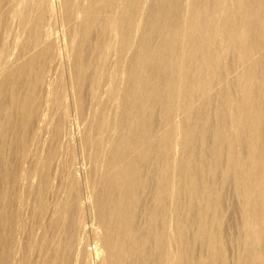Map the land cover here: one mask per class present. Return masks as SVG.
Returning <instances> with one entry per match:
<instances>
[{"label": "bare ground", "instance_id": "1", "mask_svg": "<svg viewBox=\"0 0 264 264\" xmlns=\"http://www.w3.org/2000/svg\"><path fill=\"white\" fill-rule=\"evenodd\" d=\"M62 1V5V2L59 4L60 0L55 4L61 5L62 11L59 13L64 21V17L69 18L68 7L71 0ZM28 2L27 0V5ZM30 2L36 17L34 18L33 12H29L31 8L27 7L28 13H23L26 16L29 13L30 16L34 15L31 16L34 20L31 25L28 24L31 27L28 30L30 33H25L29 37L27 35L25 42L22 40L24 43L20 41L22 46L17 43L18 47H23V51L26 50L24 47H30L28 53L31 52V55L26 54L30 57L29 61L22 59L23 56L20 61L25 60L27 63H21L24 65L21 66L22 69L19 67L17 73L12 72L11 75L8 72V76L2 75L3 78L0 79V264H8V259L12 256L8 257V254L15 246L14 241L17 242L16 234H19H15L14 240L13 230L18 231L17 224L25 216V211L21 212L23 206L32 212L25 216L29 220L24 217L25 221H22L28 223L32 218L33 229L38 228L41 233L39 235V230L36 232L39 237L35 235L37 238L34 237V241L32 239L33 243L27 240V243H31L29 252L36 247L34 252L38 253L32 251L34 255L31 253L30 256H37L33 257L35 262L28 259L30 264H93V261L96 264H264V0H90L94 6L90 8L96 9L87 13V6L88 11H82L84 17L79 19L81 41L73 44V47L78 46L75 48L77 51L74 53L73 50V54L70 52L66 61L64 60L69 72L70 90H67L68 94L66 90L62 91L63 84L57 78L60 83H55V88L49 90L50 97L46 100L49 102L48 110H52V117L61 114L60 110L68 116L76 112H84L85 115L89 100L95 102L93 105L97 108L96 104L102 101L104 81L109 76L105 75L113 69L110 67L111 70L107 72L106 67L112 66V62L116 65L113 76L122 74L120 78L124 77V85L115 94V84L112 82L113 86H110L113 91L107 93L110 100L116 102L114 105H117L116 114L115 107L108 110L115 119L112 126L108 123L110 127L106 128L109 117L100 113L97 131L96 126L92 125L95 122L86 123V126L94 127L95 132H98L97 136L88 130V133H82L85 129V126L82 129V125L81 133L77 132L75 137L74 149L82 152V149L89 147L88 140H92L91 136L94 135L92 142L97 144L95 146L98 149L97 152L95 150L96 153L93 152L94 157L90 158L96 161L95 164L99 163L102 151L105 155L102 156L105 159L102 161L104 167L100 163L98 166L103 169H92V161L91 170H79V163L73 158L72 163L67 162L71 165L67 166V170L62 168L68 171V189L65 187L67 190L64 191L63 188V193L62 186L59 194L58 189L57 192L53 188L62 197L53 202L49 201V197L47 200V190L55 186V176L58 181L65 179L62 177L65 174L60 173L61 176H58V171H63L58 169L62 167V163L54 168L58 165L54 162L59 153L56 148L62 145L57 133L66 128L63 120L65 128L62 127L59 131L62 122L60 126L59 123L65 117L57 116L59 121L56 118L51 120L57 121L56 126L53 124L51 128L53 126L56 132L59 131H54L58 136L54 135L53 140L50 137V143L47 141L50 144L49 147L46 145L48 151L44 150L47 154L44 157L41 156L44 155L42 153L39 155L43 158L36 157L37 162H33L36 160L34 158L31 162L38 166L33 167L36 170L34 174L37 172L38 179L40 177L37 186L33 184L34 180H31L29 174V167L34 164L28 163L27 160L30 159L27 158L35 153L29 154L30 145L43 137L41 131L47 127L43 123H50V120L43 121L50 116L45 117V113L42 114L44 116L40 115L43 112L40 110L38 114L43 117L40 121L42 124L36 123L41 126H29L33 118L32 103L45 84L46 70L50 71L48 68L53 67L51 64H58L57 57L61 53L58 51L57 54L59 37H55V34L54 37L48 36L51 33L45 30L48 18L56 17L58 12L49 13V10L56 7H53L52 0ZM24 4L23 11L26 9ZM81 5L82 8L86 6ZM24 14L22 18L26 17ZM30 16L27 17L31 18ZM61 16L59 21L56 17L58 22L61 21ZM24 19V24L28 20L30 23V19ZM54 20L49 22L53 23ZM3 21L0 22L4 23ZM68 24L64 25L67 27ZM73 24L70 25L71 28H74ZM77 25L78 23L74 30ZM4 26L3 29L6 28ZM107 26L118 28V35L113 36V31L108 36L106 34L108 38L110 35L114 38L118 36L116 40L120 41L119 48L115 49L116 54L113 53L114 56L117 55L115 62L114 56L111 57V47L118 42L110 37L116 43L109 49L108 38L106 40L103 37L107 30H111ZM66 31L68 33V27ZM70 31L67 36H70ZM94 31H97L96 36L93 35ZM77 37L80 38L78 35ZM68 42L75 41L72 39ZM64 49L69 50V47L65 46ZM4 53H7L5 49ZM6 55L8 59V54ZM99 72L105 78L101 76L99 79L104 80H99L100 83L96 84L95 78L96 75L99 77ZM65 74H60V77ZM24 77H27L26 83ZM114 79L117 82L119 80ZM108 83L106 82L107 85ZM104 91L106 93V89ZM44 94L46 95L45 90ZM39 97L43 100V97ZM104 97H107L106 94ZM41 103L39 105L44 109L46 103ZM104 108L102 107V112ZM36 111L37 109L34 112ZM90 111L88 109V114ZM91 114L88 116L91 117ZM78 115L75 116L78 118ZM89 117L83 118L84 124L85 118ZM13 121L14 126L17 123L20 128L23 127L22 134L17 126L10 129ZM30 130L32 133H29ZM16 131L23 146L19 145ZM69 134L73 135L71 132ZM70 138L73 137L68 140ZM92 148L96 149L94 146ZM9 154L15 156V162L8 159ZM81 156L85 157V154L82 153ZM25 158L29 166L22 165ZM75 158L77 159L76 156ZM85 159L86 157L82 160ZM67 160L70 161L69 158ZM85 162L88 163L87 159ZM64 163L67 164L66 161ZM78 170L82 175L77 173ZM60 177L61 180L58 179ZM31 187L36 188L32 190L34 193L30 191ZM51 192L49 193L51 196L55 195V198V192ZM171 218L174 219L173 223ZM88 220L92 221V226H87ZM23 222L19 228L24 227H21ZM15 223L16 226L13 225ZM12 225L15 227L13 230ZM25 230L21 231L28 234L31 228L27 232ZM30 232L33 233L34 230ZM19 236L21 238L22 234ZM92 241L95 248L90 250ZM21 244L23 246V242ZM171 247L176 248V252ZM23 249L26 252L28 248ZM23 254L29 257V253ZM20 260H17L20 264L25 263Z\"/></svg>", "mask_w": 264, "mask_h": 264}, {"label": "rangeland", "instance_id": "2", "mask_svg": "<svg viewBox=\"0 0 264 264\" xmlns=\"http://www.w3.org/2000/svg\"><path fill=\"white\" fill-rule=\"evenodd\" d=\"M2 1H4V3H3ZM9 1H10V0H9ZM9 1H7V0H6V1H5V0H0V21H1V20L3 21L4 18H6V16L8 17V18H6L7 20H4L5 22H7L8 25H7L4 21H3L4 23L0 22V25H1V23L3 24L2 27L0 28V47L2 48V46H3V49L0 48V50H2L3 53H4V49H5V52H7L6 54H8V59H7V55H6L5 53L2 54V51H0V52H1L0 55H2V56H3V55H6V57H5V56H4V57L0 56V79H1V80H2V78H3L4 75L8 76V75H7L8 72H10L11 75H12L13 73H14V74L17 73V72L19 71L18 69H20L21 66H24V65L29 61V58H30V57H29L28 55H26V54H29V53H28V52H29L28 49L30 50V47H24L26 50L24 49L25 51H23V49H22L23 47L21 48V46H22V44L25 42V40L29 37L28 34L30 33L29 31H30V29H31V27H30L29 25H31V23H33V20H34L31 16H34V15H35L34 18L36 17L35 10H33V9H32V6L29 5V3L32 4V2H30V0H28V1H29V2H28V5H29V6L27 5V0H22V1H21V0H20V1H19V0H18V1H17V0H11V2H9ZM12 1H14V2H12ZM24 1H25V2H24ZM79 1H80V0H77V1H76V0H73V2H74V3H73L72 0H71V4H72V3H73V4H72V5L69 4V7H68V10H69V8H70V11H69V18L66 19V18L64 17V21H63V20H62L63 17L61 16V13H59V12L62 11L61 5L63 4V1L60 0V2H59V0H58V1H57V0H55V1L52 0V2H53V4H54L53 7H55V6H56V7H55V8H52L53 10H49V13L52 12L53 14H56V13L58 12L55 16L57 17L58 21H59V18H60L59 16L62 17V18H61L62 24L60 23L61 21L58 22V21L56 20V17H54V16H50V14L48 13V17L50 16V18H48V19H49V20H48V23H49V24L47 23V25H46V27H45V30L47 31V33H48V31H49V33H51V34L48 35V36H51V35H52V37H54V34H55V37H59V38H58V41L60 40V42H59L60 45H62L65 41H66L69 45H67V43L65 42V43L62 45V46H64V47H62V46H60V45H59L60 47H59V46L57 47V54H58V51H59V52L61 51V53H59L60 55L58 54L59 57H57L58 60H59L60 62L57 60L58 64H56V65L51 64V65H53V67L48 68V69H50V71L46 70V71H47V74H48V75H47V74L45 73V84H46V85L44 84V85H43L44 88L42 87V88L38 91V96H35V97H37V98H35L34 101H33V103L35 102V104L33 105V103H32V108H31V109H32V112H33V113H32V117H33V118H31V122H30L29 126L31 125V126H33L34 128H35V126H38V125L41 126L42 123H41L40 121L43 120V117H42V116H44V115H45V117H46V116H47V117L50 116L51 119H50V117H49L48 119H44L43 121L48 122V120H50L49 122L52 123V124L49 123V125H48V124L43 123V126H45V125H47V127L49 126L48 128L45 127V129L42 130L43 132L41 131V136L43 135V137H41V138L43 139V141H42V139L40 138L41 140L38 139L37 141H35V142H39V141L41 142V143H37L38 146H37V144H36L35 142H34V144H31V145H30L31 148L29 147V150H31V151H29V152H30L29 154H32L31 152H35V153L32 154L29 158L26 157L27 159H30V161L27 160L26 158L23 160L24 163H23L22 165H24V166H25V165H28L29 162L31 163L34 159H36V160L33 161V162L36 163L37 160H38L36 157H40L39 155H41V153L44 154V155H41V156L44 157L45 154H47L46 151H44V150H47V151H48L47 146L50 145L49 143L53 140V138H54L57 134H59L60 137H57V138H58V140L61 139V140L59 141V143H60V144L62 143V145H59L58 149L56 148L57 152H59V153H58V155H57V158L54 159V162H55V165H57V164H58V165H57V166H54V168H57V167L59 166V164L62 163V164L60 165V166H62V167H59L58 169L60 170V168H61V169L63 168L64 170H67V169H66V168H68L67 166L70 165V164H68V163H69V162L72 163V162L74 161V159H75V161L77 160V161H76L77 164L79 163V165H77V166H79V170L82 169V168H84V169H86V170H91L90 168H91L92 166H93L92 169H94L95 167H97L98 169H101V167H99L100 164H101V166L104 167V163H102V161L104 162L105 159H103L104 157H102V156H105V155L102 154V151H101V153H100L101 156L99 155V157H100L101 159H103V160H101V159L99 158V163H100V164H99V163H96V164H95L96 161H94V159L92 160V158H90V157H91V156L94 157L95 154H94V155H92V154H93V152L96 153V152H97V149H98V147L95 146L96 143L94 144V142H92V141H93V136H94V135H95V136L98 135V132H95V130L97 131V125H98V121H99V120H97L98 117H99L101 114H103V113H104V116H105V114H106L105 117H107V118L109 117V118H108L109 120L106 121V122H107V123H106V126L108 125V123L111 124V126H112L113 122H115V121H114L115 119H113V116H111L112 114H110V111H108V110H111L112 108L114 109V107H115L114 111H115V114H116V108H117V105H114V103L116 104V102H114L113 100L111 101V100H110V96H108L107 93H108V92H109V93H112V91H113V90L111 91L112 86H113L112 82L115 84L114 87H113V88L115 89V90H114L115 94H116L117 92H120V90L122 89L121 87H123V85H124V83H123L124 80L122 79V78H124V77L120 78L121 76H123L122 74H118V76H117V74H115V76H117L118 78L115 77V76H113L114 73H115V71H114V70H115V66H116V65H114L115 63L113 64V62H112V66L110 65V66H107V67H106V68H108V69H107V72H108L109 70H111L110 67H113L112 70H113L114 72L111 70V71L113 72V74H112L111 71H109V72L111 73L112 76L110 75V73L106 74V73H107L106 71H105V72H106V73H105L106 75L104 74L105 77H106L107 75H109V76H110V79H111V80L109 79V76H107L108 79H107V77H106V80L104 81V86H105V89H106V93H105V91H104V90H105V89H104V86L102 85V86H103V89H102V92H101V93H102L103 97H102V95L100 94V95H101V100H102L101 103H103L102 105H104L105 102L107 101L108 103L106 102V105L102 106L101 103H100V104H96V107L98 106V107H101V108H98V107H97V108H94L95 105H93V104H94L95 102L92 103L91 100H89L90 102H88V104H87V106H86V109H85V110L87 111V113H86V111H85V113H86L87 115H86V114L84 115V112H82V113H80V112L77 113V112H76V113H70V114H69V116L71 115L70 117H69L68 115H66V112L63 113V111L60 110V111H61V114L57 115L58 117H57V116H56V117H57V118H60V117H61V118H64V117L66 118V119H65V118H64V119H61V121H60V123H59V126H60L61 122H62L63 120H65V124H66V125H65V124L63 123L64 121L62 122L61 127H59V131L61 130L62 127L65 128L64 125L66 126V128L63 129V130H61L60 133H57V132H59V131L56 132V131H55L56 128L53 129V128H54L53 126H52V128H51V125H53V124H54V126H56V123H57V121H59V119H57L55 116L52 117V116H51V115H53V114H52V110H51V109L48 110V108H50V107H49V102L47 103V101H48V99H49V97H50V95H49V90H52L51 88H53V89L55 88V86H56V85H54L55 83H56V84H59V83H60V81H57V78H58V80L61 79V84H63V85L66 86V87H65V86L61 85L64 89L60 86L61 90L63 89L62 91L65 92V90H66V92H67V90H68V92H69V90H70L69 72H68V70H67V68H66L65 61H66L67 57L69 56L70 52H72V51L74 50V53H75V52L77 51L76 49L78 48V46L76 45V46L73 47V44H77V42L79 43V41H81V37H82V36H80V35H82V33H81V32L79 33V29H81V28H80V25H79V24H80V20H79V19H80V18L83 19L82 17H84V16H83L84 14H82V11L86 12V11H88V9H89V11H88L87 13H92V12H94V10L96 9V8H90V7H94V6H93V3H91L90 0L88 1L89 3L87 2V0H81V1H84V2H79ZM85 1H86V2H85ZM58 2H59V4L62 2L61 5L57 6L56 4H57ZM75 2H76V3H75ZM78 2H79V3H78ZM120 2H121V1H120ZM24 3H26V4H24ZM55 3H56V4H55ZM81 3H82L83 5H84V4L86 5L87 3H88V4L82 8ZM90 3H91L92 5H91ZM11 4H12L13 6H12ZM23 4H24V6H26L25 11L22 10V9L25 8V7H23ZM89 5H90V6H89ZM119 5H122V4L120 3ZM70 6H71V7H70ZM87 6H88L89 8H88ZM27 7H30V8H31V9H30L31 11H30L29 8H27ZM57 7H58V8H57ZM62 7H63V6H62ZM72 7H74V9H73ZM76 7H77V8H76ZM86 7H87L88 9H87ZM7 8H8L9 10H8ZM60 8H61V10H58V9H60ZM11 9H12V10H11ZM54 9H55V11H56V10H57V11L55 12ZM83 9H84V10H83ZM86 9H87V10H86ZM26 10H27V12H26ZM28 10H29V12H31V14L34 13V15H31V16H30V13L27 15L28 17L30 16V17L32 18V20H31V18H28V17L26 16V14L28 13ZM8 11H9V12H8ZM71 11H72V12H71ZM73 11H75V13H74ZM5 12H6V13H5ZM21 12H22V14H21ZM23 12L26 13V14H24ZM32 12H33V13H32ZM54 12H55V13H54ZM3 13H4V14H3ZM19 13H20V14H19ZM73 13L76 14V15H74ZM8 14H9V15H8ZM23 14H24L26 17H23V18H22ZM53 14H52V15H53ZM58 14H60V15H58ZM79 14H80V15H79ZM2 15H4V16L2 17ZM20 15H21V17H19V18H21V19L18 18V16H20ZM57 15H58V16H57ZM71 16H75V17H71ZM2 18H3V19H2ZM24 18H26V19H24ZM51 18H52L53 20H54V18H55V20H54L53 23H52V22H49L50 20H52ZM70 18H71L73 21H72V20L69 21ZM23 19L26 20V21H27V19H30V23H29V20H28V21L24 24L25 21H23ZM20 20H22V21L20 22ZM77 20H78L79 22H78ZM31 21H32V22H31ZM55 21H57V22L60 23V24H58L57 22H56V23H57V24H56ZM66 21H68V22H66ZM76 21H77V22H76ZM69 22H71L72 24H73V22H74V24H73V27H74V28H75V25L78 23V25H79V26L77 25V28H78V29L76 28V29L74 30V28H71L72 26L70 27V25H72V24H70ZM75 22H76V23H75ZM54 23H55V24H54ZM68 23H69V24H68ZM5 24H6V25H5ZM23 24H24V25H23ZM28 24H29V25H28ZM51 24H52V25H51ZM64 24H66V25L68 24V26H67V27H68V33H67V31H66V30H67V27H66ZM4 25H5V26H4ZM22 25H23V26H22ZM26 25H28V27L25 28ZM49 25H50V28H52V29L49 28ZM55 25H56V26H55ZM57 25H58V26H57ZM59 25H60V26L64 25V26H62V27L60 28ZM3 26L6 27V28H4V29H6V30L3 29ZM53 26H55V28H54ZM29 27H30V28H29ZM65 27H66V28H65ZM69 27H70V28H69ZM112 27H114V26H111V27L107 26V28H108V29H111V30L108 31L107 28H106L107 32H109V33H107V32L105 33V32H104V33H105V36H103V37H105L106 40H107V38H108L107 36H108L110 33H112V31H113V33H112L113 36H114V35H118V33L116 32V30H117L118 28H117V27L112 28ZM56 28H57V29H56ZM82 28H83V26H82ZM115 28H116V29H115ZM23 29H24V31H25V29H26V31H25V32L22 31ZM61 29H62V30H61ZM63 29H64V30H63ZM65 29H66V30H65ZM70 29H72V30L70 31ZM28 30H29V31H28ZM52 30H53V31H52ZM76 30H77V31H76ZM82 30H83V29H82ZM82 30H81V31H82ZM51 31L53 32V34H52ZM62 31H64V33H63ZM69 31L71 32V34H70L71 38L75 41L74 43H71V42L69 43V42H68V41H71V40H72V39L70 38L69 35L67 36V34H69ZM75 31H76V32H75ZM27 32H28V34H25V33H27ZM77 32H78L79 34H77ZM94 32H95V33H94ZM94 32H93V33H94L93 35L96 36V35H97V33H96L97 31H94ZM115 32H116V34H115ZM17 33H18V34H17ZM21 33H22V34H21ZM65 33H66V34H65ZM73 33L76 34V36L78 35L80 38H78V37H77V38L80 39V40H78V39L76 38V36H75ZM106 34H107V36H106ZM18 35H19V36L21 35L22 37L20 36V37H21V38H20ZM24 35H25V37H24ZM27 35H28V37H27ZM64 35H65V38H63ZM112 35H110L109 38H108V41H109V42H110V40H111V42H110L111 44L107 41L109 49H110L111 45H113L114 43H116V42L113 43L112 39L116 40V39L118 38V36L114 38V37H112ZM74 36H75V37H74ZM110 37H112V39H110ZM24 38H25V39H24ZM66 38H67V39H66ZM75 38H76V40H75ZM70 39H71V40H70ZM1 40H2V41H1ZM22 40H24V42H23ZM17 41H18V42H17ZM20 41L23 42V43H20ZM63 41H64V42H63ZM116 41L118 42L117 44H114V45H116V46H112V47H111V53H112V54H111V57L114 56L113 53H115V49L117 50V49L119 48V46H120V41H118V40H116ZM17 43H19L21 46L18 47L19 44H17ZM61 43H62V44H61ZM70 44H71V45H70ZM118 44H119V46H118ZM7 46H8V47H7ZM65 46H68V47H69V50H68V49H64ZM5 47H6V48H5ZM108 47L106 46L105 48L108 49ZM114 47H116V48H114ZM9 48H10V49H9ZM72 48H73V49H72ZM75 48H76V49H75ZM112 48H113V49H112ZM8 49H9V51H10L11 53L8 52ZM6 50H7V51H6ZM20 50H21V51H20ZM66 50H67V52H66ZM70 50H71V51H70ZM75 50H76V51H75ZM62 51H64V53H65V52H66V53L69 52V53H68V54H66V53L64 54V53H62ZM109 51H110V50H109ZM113 51H114V52H113ZM23 52H25V55H24ZM26 52H27V53H26ZM9 53H10V54H9ZM19 53H20V54H19ZM61 54H62V56H61ZM72 54H73V52H72ZM72 54H71V55H72ZM115 54H116V53H115ZM29 55H31V52H30ZM64 55H66V56H64ZM20 56H21V57H20ZM23 56H24V57H23ZM27 56H28V57H27ZM60 56H61V59L63 60V62H62L63 64L61 63L62 60H60ZM63 56H64V58H63ZM19 57H20V58H19ZM22 57H23V58H22ZM116 57H117V55H115V56L113 57L114 60L112 59L114 62H115V60L117 61V58H116ZM14 58H15V59H14ZM21 58H22V59L26 58L27 62H24L25 60L20 61ZM22 59H21V60H22ZM16 60H17V61H16ZM64 60H65V61H64ZM112 60H111V61H112ZM18 61H19V62H18ZM11 62H12V63L15 62V64H12ZM16 62H18L19 65H18V63H16ZM57 62H56V63H57ZM21 63H23L24 65H22ZM11 64H12V65H11ZM16 64H17L18 67L16 66ZM61 64L65 67V68L63 67L64 69L62 68V65H61ZM14 65H15L17 68H16ZM60 65H61V66H60ZM13 66H14V67H13ZM55 66H57V67H56L57 70H56ZM8 67H9V68H8ZM10 67H11V68H10ZM19 67H20V68H19ZM14 68H15V71L13 70ZM54 68H55V69H54ZM6 69H7V70H6ZM8 69H9V70L11 69L12 71H8ZM16 69H17V70H16ZM21 69H22V68H21ZM53 69H54V71H52ZM116 69H117V67H116ZM3 70H4V71H3ZM59 70H60L61 72H63V73H61V72L59 73ZM64 70H66V71H64ZM2 71H3V72H2ZM5 71H7V72H5ZM46 71H45V72H46ZM56 71H57L58 73H56ZM12 72H13V73H12ZM48 72H49V73H48ZM67 72H68V73H67ZM6 73H7V74H6ZM50 73H51V74H50ZM54 73H55V74H54ZM65 73H66V74H65ZM99 73H100V72H99ZM121 73H122V72H121ZM10 74H9V75H10ZM56 74L58 75V77H57ZM60 74H65V76L63 75V77H60V76H61ZM2 75H3V76H2ZM46 75H47V76H46ZM51 76H52V77H51ZM54 76H55V79H54ZM98 76H99V77L97 78V75H96V78H95L96 81L98 80L97 82L95 81L96 84H98V82H99V80H100L99 78L104 77V76L101 75V73H100V75L98 74ZM101 76H102V77H101ZM1 77H2V78H1ZM46 77H47L48 79H47ZM105 77H104V78H105ZM112 77H114V78H116V79H119L118 82H117V80H115L114 78L112 79ZM67 78H68V79H67ZM25 79L27 80V77H26V78L24 77V81H25L24 83H26V80H25ZM62 79H64V82H62V81H63ZM48 80H50L51 83H50V81L48 82ZM66 80H68V81H67L68 84H67ZM103 80H104V79L100 80V82L103 81ZM108 80H110V81H108ZM28 81H31V80H28ZM56 81H57L58 83H57ZM100 82H99V83H100ZM106 82H107V83L109 82L108 85L106 84ZM30 83H31V82H30ZM30 83L28 84V86L30 85ZM65 83H66V84H65ZM102 83H103V82H102ZM116 83H119V84H116ZM51 84H52V85H51ZM105 84H106V85H105ZM111 84H112V86H110ZM53 85H54V86H53ZM117 85H118V86H117ZM108 86H109V87H108ZM110 87H111V88H110ZM115 87H116V88H115ZM117 87H118V90H117ZM119 87H120V88H119ZM45 88H46V89H45ZM65 88H66V89H65ZM67 88H68V89H67ZM108 88H109L110 90L107 91ZM119 89H120V90H119ZM44 90H45L46 95L44 94ZM42 91H43V92H42ZM46 91H47V92H46ZM116 91H117V92H116ZM68 92H67V94H68ZM39 93H41V94H39ZM50 93H51V92H50ZM103 93H104V94H103ZM69 94H70V93H69ZM105 94H106L107 97H104ZM44 95H45V96H44ZM109 95H110V94H109ZM39 96H41V97L44 96V97L42 98L44 101L41 100ZM46 96H47V98L45 99ZM104 98H105V99L107 98L106 100H104L105 102L103 101ZM39 99H40V102H38ZM46 100H47V101H46ZM108 100L111 101V102L109 103ZM114 100L116 101L115 97H114ZM41 101H42V103H41ZM45 101H46V102H45ZM37 102H38V103H37ZM43 102L46 103V105H45ZM36 103H37V105H36ZM40 103L43 104V105H45V106H44V109H42V108H43L42 105H39ZM112 103H113V106H112ZM47 104H48V105H47ZM110 104H111V105H110ZM35 105H36V106H35ZM100 105H101V106H100ZM108 105H109L110 107L107 108ZM38 106H39V107H38ZM40 106H42V107H40ZM46 106H47V107H46ZM87 107H88L89 110H91V111L93 112V113H92V112L90 111L92 114H91L90 112H89V114H88V109H87ZM90 107H92V108H94V109H97V110H94V109H93L94 111H96V113L92 110V108L90 109ZM102 107H105V108H106V112H107V113L105 112V108H104V112H102V110H103ZM111 107H112V108H111ZM35 108L37 109L36 112H34V111L36 110ZM40 108H41V109H40ZM33 109H34V110H33ZM46 109H47V110H46ZM113 109H112V110H113ZM38 110H39V111H38ZM40 110L43 111V112H41V114H40ZM98 110H100L101 112L98 111ZM48 112H51V113H48ZM98 112H99V113H98ZM108 112H109V113H108ZM112 112H113V111H112ZM112 112H111V113H112ZM34 113H35V114H34ZM38 113H39L40 115H42V114H44V113H45V114L42 115V116H40ZM100 113H101V114H100ZM49 114H50V115H49ZM62 114H63V116H61ZM64 114H65V116H64ZM78 114H80V116L84 115L83 118L86 117V116L89 117L90 114H91V117L88 118L89 120H88L87 118H85L86 121H85V124H84V121H83L84 119L81 118V119H82V120H81V119H80V116H79ZM81 114H82V115H81ZM94 114H95V115H94ZM99 114H100V115H99ZM108 114H109V115H108ZM113 114H114V113H113ZM115 114H114V118L116 117ZM34 115H37V117H39L40 119H38V118H37L36 116H34ZM75 115H78V118H77V116H75ZM88 115H89V116H88ZM97 115H98V116H97ZM107 115H108V116H107ZM66 116H67V117H66ZM92 116H93V117H92ZM96 116H97V118H96ZM110 116L112 117V120H111ZM41 117H42V119H41ZM94 117H95V119H94ZM34 118H35V119H34ZM53 118H56L57 121L54 119V122H51V120H52ZM107 118H106V119H107ZM32 119H34L33 121H35L36 119H37L38 121L36 120L35 122H33ZM67 119H68L69 121H68ZM78 119H79V120H78ZM70 120H71V122H70ZM90 120H91V121H90ZM93 120H94V121H93ZM110 120H111V121H110ZM43 121H42V122H43ZM52 121H53V120H52ZM55 121H56V122H55ZM88 121H89L90 123L95 122V124L92 123L93 126H94V125L96 126V127L94 126V127L96 128L95 130L93 129L94 127H93L92 125H88V126H86V125H87L86 123H87ZM96 121H97V122H96ZM112 121H113V122H112ZM36 122H40L41 124H40V123H36ZM66 122H67V123H66ZM68 122H69V123H68ZM89 122H88V124H89ZM111 122H112V123H111ZM14 123H15V122L13 121V124H10V129H11V128H14V127L17 126V129L21 131L23 127L20 128V125L18 126L17 123H16V126H14ZM32 123H33V124H32ZM34 123H36L37 125H36V124L34 125ZM63 124H64V125H63ZM67 124H68V125H67ZM96 124H97V125H96ZM62 125H63V126H62ZM82 125H83V127H82ZM12 126H14V127H12ZM84 126H85V129H86L87 127H88V128H87L86 130L84 129V130L82 131V133H83L84 131L88 133V131H89V133H91V134L93 133V134H94L93 136H91V137H92V140H88V141H90V143L87 142V143H88L87 146L90 147V145L93 144V146L96 147V149L92 148L93 151H92V149H91V147H93L92 145H91L90 149H88V151H87V148H89V147H87L85 150L82 149V152H81V151H78V149H74L75 147H74L73 145L76 144L75 137L77 136L78 133H81L80 129H81V127H82V129H83ZM90 126L92 127V129H89V128H91ZM33 127H30V128H33ZM68 127H69L70 129H69ZM76 127H77V128H76ZM108 127H110V125H108L106 128L108 129ZM30 128H29V129H30ZM50 128L53 130V132H52V130H51ZM73 128H74V129H73ZM46 129H47V130H46ZM49 129H50V130H49ZM82 129H81V130H82ZM18 130H17V131H18ZM45 130H46L47 133L45 132ZM87 130H88V131H87ZM90 130H91V131H90ZM93 130H94V132H92ZM17 131H16V133H17L16 136H18V137H17L18 139L15 138V137H14V138H15V140L17 139L18 142H20V140H21V139L19 138V133H20V131H18L19 133H18ZM54 131H55L57 134H56ZM62 131H63V132H62ZM66 131H67V133H66ZM79 131H80V132H79ZM12 132H13V131H12ZM12 132H11V134H12ZM30 132H31V130L29 131V133H30ZM70 132H71L74 136H73V135H72V136H69V135H71V134H69ZM77 132H78V133H77ZM14 133H15V132H14ZM31 133H32V132H31ZM42 133H43V134H42ZM52 133H53V134H52ZM96 133H97V134H96ZM21 134H22V131H21ZM21 134H20V137H21ZM45 134H46V135H45ZM50 134H51V135H50ZM66 134H67L68 136H66ZM13 135H15V134H13ZM47 135H48V136H47ZM49 135H50V136H49ZM54 135H55V136H54ZM62 135H63V136H62ZM9 136H10V135H9ZM45 136H47V137H45ZM53 136H54V137H53ZM57 136H58V135H57ZM10 137H11V136H10ZM50 137H51V138L53 137L51 141H50V139H51ZM66 137H67V138H66ZM69 137H73V138H70V139L68 140ZM44 138H45L46 140H45ZM94 138H95V137H94ZM19 139H20V140H19ZM72 139H73V140H72ZM101 139H102V142H103L104 137L101 138ZM44 140H45V141H44ZM64 140H65V141H64ZM71 140H72V141H71ZM47 141H49V143H47ZM69 141H71V142H69ZM43 142H44V143H43ZM67 142H68V143H67ZM72 142H73V144H72ZM46 143H47V144H46ZM74 143H75V144H74ZM98 143H99V141H98ZM22 144H23V143H22V141H21V142L19 143V145L21 146ZM42 144H43V146H45L46 148H45V147L43 148V146H39V145H42ZM63 144H64L66 147H65ZM69 144L71 145V147H72V146H73V147L71 148ZM35 145H36V146H35ZM46 145H47V146H46ZM68 145H69V146H68ZM96 145H97V144H96ZM22 146H23V145H22ZM33 146H34V147H33ZM62 146H63V150H62ZM36 147H37L38 149H37ZM40 147H41V148H40ZM48 147H49V146H48ZM60 147H61V148H60ZM69 147H70V148H69ZM18 148L20 149L21 147H18ZM18 148L16 149V151L18 150ZM39 148L42 149V151H41ZM59 148H60V149H59ZM67 148H68V149H67ZM70 149H71V151H70ZM72 149H74L75 152L77 151V152H76L77 155H74V156H73V154H76V153H74V152H73L74 150H72ZM34 150H35V151H34ZM36 150H37V151H36ZM39 150H40V152H39ZM60 150H61V151H60ZM65 150H66V151H65ZM90 150L92 151V153H91ZM95 150H96V152H95ZM64 151H65V153H64ZM83 151H85V153H84ZM43 152H45V153H43ZM60 152H61V153H60ZM69 152H70V156H68V155H69ZM79 152H81V155H82V153H83V155L85 154V157H86V159H87V162H88V163L90 162L89 164L85 162L86 159H85L84 161L82 160V159H84L85 157H84V156H81ZM86 152H88V154H87ZM89 152H90V153H89ZM39 153H40V154H39ZM66 153H67V154H66ZM71 153H72V154H71ZM37 154H38V156H37ZM86 154H87V155H86ZM90 154H91V155H90ZM59 155H60V156H59ZM88 155H89V156H88ZM6 156H7V155H6ZM65 156H66L67 158H69V160H70L71 158H72V159H71L70 161H68L67 158H66ZM75 156L77 157V159L75 158ZM7 157H8V159L11 158V160H13V159L15 160V158H14L15 156L13 157V155H11V154H9V156H7ZM12 157H13V158H12ZM19 157H20V156H18L17 158L19 159ZM43 157H40V158H43ZM64 157H65V158H64ZM81 157H84V158H81ZM88 157H89V158H88ZM33 158H34V159H33ZM73 158H74V159H73ZM60 159H61V160H60ZM80 159H81V160H80ZM14 160H13V161H14ZM25 160H27L28 163H26ZM55 160H56V161H55ZM63 160H64V161H63ZM15 161H16V160H15ZM15 161H14V162H15ZM18 161H19V160H18ZM18 161H17V168H19ZM65 161H66V163H67V162H68V163L65 164V163H64ZM71 161H72V162H71ZM92 161H93L94 164L92 163ZM82 162H83V163H82ZM35 163H31V165H32V164H34V165L31 166V167H32V171H31V167H29V168H30L29 174H30V178H32L31 180H32V181L34 180L33 184H35V185L37 186V184L40 183V180H39L40 177H39V179H38V175H39V174H38L37 172H35V174H34V171H36V170H35V168H33V167H38V166H36L37 164L35 165ZM64 164H65V165H64ZM80 164H81V165H80ZM83 164H87V166H85V165L83 166ZM92 164H93V165H92ZM98 164H99V166H98ZM102 164H103V165H102ZM15 165H16V164H15ZM29 165H30V164H29ZM29 165H28V166H29ZM90 165H92V166H90ZM94 165H96V166H94ZM28 166H26V167H28ZM63 166H64L65 168H64ZM70 166H71V165H70ZM81 166H82V167H81ZM89 166H90V167H89ZM85 167H86V168H85ZM103 167H102V169H103ZM20 168H21V167H20ZM33 169H34V170H33ZM63 169H62V170H63ZM102 169H101V170H102ZM64 170H63L62 172H61V170H60V172L58 171V176H61V175H59L60 173L65 174V176H64V175L62 176L63 178L65 177V179H63V181H62V180H61V177H60V178H58V179L61 180V181H58V180H57V176H55L56 178L54 177V179H56V180L58 181V184H57V181L54 180L55 183H56L57 185L54 183L55 186H56V188H55V186L52 187V189H53V188H54L55 190L58 189V191H59V189L63 186V187L61 188V191H62L63 193H64L65 190L68 189V188H67V185H66V183H67V182H66V178H67L68 171H64ZM70 170H71V169H70ZM79 170L77 171V173L80 172L79 174L82 175V172L79 171ZM31 173L33 174V177H32V174H31ZM36 173H37V174H36ZM52 173L54 174V173H55V170H54ZM53 174H52V175H53ZM34 175H36L37 177L34 176ZM35 178H37L38 180L35 179ZM93 178H94V176H93ZM25 181H26V180H25ZM32 181H31V183H32ZM54 181H53V182H54ZM63 183H64L66 186H64ZM62 184H63V185H62ZM58 185H61V186L59 187ZM57 186H58L59 188H57ZM65 187H66L67 189H65ZM31 188H32V187H31ZM31 188H30V191H31L32 193H34V191H32V190H33V189L36 190V188H34V187H33L32 189H31ZM50 188H51V187H50ZM63 188H64V191L62 190ZM52 189L47 190V192H48V191H49V192L54 191L55 194H56V197L54 198L55 195H52V196H53V197H52V196H51V193H52V192H51V193L48 192L49 195H48V193H46V198H47V200H48V197H49V201L52 200V202H53V201H57V199L60 200L61 195H60V197H59V195H58V193H57L58 191L56 190V191H57V192H56L54 189H53V190H52ZM17 190H18V188H17ZM17 190H16V195H17V193H18ZM14 191H15V188H14L13 192H14ZM30 191H29V192H30ZM61 191H59V194H60ZM31 192H30V193H31ZM54 192H53V194H54ZM61 194H62V193H61ZM32 195H33V194H32ZM50 196H51V197H50ZM62 196H64V195H62ZM61 198H62V197H61ZM53 199H56V200H53ZM23 207H25V208H23ZM23 207H22L23 210H21V212H22V211L27 212V213L23 212V213L25 214V216L27 217L28 214H30V212H32V210L30 209V210H31V211H30L26 206H23ZM26 208H27V210H24V209H26ZM21 212H20V214L22 215ZM24 214H23V215H24ZM26 214H27V215H26ZM21 215H20V216H21ZM31 215H32V213H31ZM25 216H23V217L21 216L22 219H23V221H25V218H26ZM21 217H20V218H21ZM24 217H25V218H24ZM29 217H32V216L29 215ZM22 219H21V221L18 222L19 224H17V223L13 224L14 226H16V224L18 225V231H17V229H15V227H14L13 225L11 226L12 230H13V228L15 229V230H13V232L15 231V232L13 233L14 238L16 237V235L19 236V234H20V235L22 234L23 240H22V237L19 238L20 236H19V237H18V236L16 237V238H17V242L14 241L15 246L11 248V250H10L11 253L8 254V257L12 255V256H11L12 258L10 257L11 260H12L13 258H15V259H14L15 262H14V261H11L10 259H8V264H9V263L13 264V262H14L15 264H20V262L17 261L18 259H21V260H20L21 262H22V261H25V263L23 262V264H30V262H31L32 260H33L32 262H35V260H36V259H34V258H36L37 255L33 256L34 258H33L32 256H30L31 253H32V255H34V253H35L34 250H36V247H34V250H33V248H32V250H30V252H29V249H31V245H30V244L33 243V241H34V237H36V236L39 237V235L41 234V233H40V230H39L38 228H36V230L33 229L34 226L32 227V224H33V222H32V218H31V222L28 221L29 218H26V219H28V220H27L28 223H27V222H23ZM88 221H89V220H88ZM88 221H87V224H88L87 226H92V224H93L92 221H89V222H88ZM171 221H172V223H173V222H174V219L171 218ZM21 222H23V224H22L21 227H23V226H24V227L27 226V227H25V228H27V230H25L24 227H23V228H19L20 225H21ZM29 222H30V223H29ZM25 223H27L28 225H25ZM31 223H32V224H31ZM172 223H171V224H172ZM28 227H30L31 230H30V228H28ZM34 228H35V227H34ZM20 229H21V230L23 229V231L25 230L26 232H27L28 230H30V231H33V230H34L35 233L39 230V231H38L39 235H38V233H36V234H34V232L31 233L30 231L27 232L28 234H29V232H30V234L28 235V234H26L25 232L21 231ZM17 232H19V234H18ZM22 232H23V233H22ZM16 233H17V234H16ZM24 233H25V235H24ZM42 233H43V231H42ZM15 234H16V235H15ZM58 234H59V233H58ZM30 235H31V236L33 235V236L31 237ZM35 235H36V236H35ZM30 237H31V239H29ZM37 237H36V238H37ZM16 238H15L14 240H16ZM24 238H25V239H24ZM26 238H27V239H26ZM19 239L21 240V242H23V246H24V247L22 246L21 242H18ZM32 239H33V241H32ZM20 240H19V241H20ZM24 240H25L26 242H24ZM27 240H29V242H31V243H29V242L27 243ZM30 240H31V241H30ZM61 242H62V241H61ZM17 243H18V245H17ZM24 243H25V245H24ZM26 243H27V244H26ZM16 245L19 246V247L17 248ZM25 246H26V247H25ZM28 246H29V247H28ZM20 247H21V248H20ZM89 247H90V250H93V249L95 248V244H94L93 241L90 242V246H89ZM13 248H14V249H13ZM22 248H24V249L28 248L26 252L29 253V257H28V256L26 257V256L23 254V253L26 254V252H25L24 249H23L24 251H22ZM171 248H172V247H171ZM16 249L19 250V251L17 252ZM172 249H173L174 252H176V251H175L176 248L173 247ZM20 251L23 252V253H19ZM32 251H33L34 253H33ZM16 252H17V253H16ZM13 253H14V255H15V253H16L15 257H13V256H14ZM28 253H27V254H28ZM17 254H18L19 256L21 255L20 258H19V256H17ZM22 254H23L24 256H23ZM27 254H26V255H27ZM35 254H38V253H35ZM22 256H23V257H22ZM24 257H26L27 260H26V258H24ZM31 257H32V259H31ZM16 258H17V260H16ZM24 259H25V260H24ZM28 259L30 260V262H29ZM9 260H10V261H9ZM26 261H27V262H26ZM16 262H17V263H16ZM90 262H92V261H90ZM92 263H93V264H96L94 261H93ZM21 264H22V263H21ZM90 264H91V263H90Z\"/></svg>", "mask_w": 264, "mask_h": 264}]
</instances>
